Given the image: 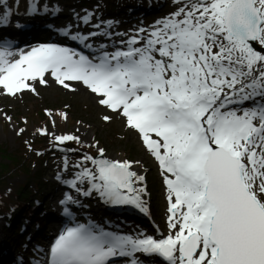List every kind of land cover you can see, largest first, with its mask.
Listing matches in <instances>:
<instances>
[{"label": "snow or ice", "instance_id": "obj_1", "mask_svg": "<svg viewBox=\"0 0 264 264\" xmlns=\"http://www.w3.org/2000/svg\"><path fill=\"white\" fill-rule=\"evenodd\" d=\"M173 4L174 11L135 29L112 51L88 42L110 35L106 30L71 37L88 51L58 43L13 50L0 38V96L38 95L50 80L73 92L85 87L137 132L167 192L166 235L71 221L35 264H145L141 255L152 264L160 258L161 264H264V0ZM31 10L38 11L35 4ZM80 19L88 24L91 14ZM56 115L68 119L67 112ZM37 131L58 145L82 143L78 135ZM96 146L97 154L83 155L63 182L147 213L145 176L135 170L141 162L108 158ZM61 203L77 201L66 194ZM64 213L72 216L68 207Z\"/></svg>", "mask_w": 264, "mask_h": 264}, {"label": "rangeland", "instance_id": "obj_2", "mask_svg": "<svg viewBox=\"0 0 264 264\" xmlns=\"http://www.w3.org/2000/svg\"><path fill=\"white\" fill-rule=\"evenodd\" d=\"M18 1L21 2V4ZM134 1L146 4L149 12L152 10L149 9L151 6L158 5V8L154 9V13L149 15V17H147L148 19H146L153 23L175 10L173 0H119L120 3L115 0V3H118L120 7L121 4L126 3L128 5L129 2ZM34 2L35 0H3V5L5 6L4 9L10 8L12 10H15L17 5L19 7L23 6L25 9L24 11L27 12L29 6H32ZM74 4L76 5L74 6ZM40 5L42 8L50 10L55 9V7H62L65 17L69 19L76 16L83 17V14L90 13L91 20L88 23L90 27H93L96 22L98 23L99 19H104L102 15L105 16L102 7L103 4H101L100 0H90L88 4L82 3V0H43L40 1ZM133 7L134 6L126 7V10L131 11V13H126L127 16L119 18L122 20H111L112 23L114 22L115 26L122 27V25H124L123 32L125 33H135V29L139 28L140 24L143 22V19H140L139 16H136V13L132 12L131 9H133ZM109 12L111 11L109 10ZM124 19H126L125 24H123ZM105 22L106 25H108L107 21ZM99 23H103V21ZM138 25L139 27H137ZM38 93L39 94L36 95L31 92H25L21 96H1L0 99V149L4 150V148H6L11 152H17L23 157L27 156L28 161L26 165L30 164L31 171L30 173H27L25 170H22V172L12 171L14 172L13 174H7V179L0 180L4 182V185L0 187V192H12L11 194H6V196L11 198L12 203L16 202L13 205V209H16L17 206H22L23 214H21V211L17 213L16 220L19 222L17 227L24 222V216H27L30 211L32 212L30 220L25 223V236L26 239L30 238L32 233L31 228L36 229L35 234L31 238L33 248L35 242L38 245L42 243V240L48 237L46 236L48 233L47 229L44 231L43 225L40 223L43 221L40 215L42 210L45 211L48 209L49 212L57 213L56 201L52 199L53 195L57 196V193L55 194L53 190L55 186H53V182L55 178L59 176V172L63 170L62 166L65 165L63 159L69 160L70 167L69 170L66 171L68 175L66 181L71 180L75 172L78 171L75 165L81 161L82 156L85 154H97V142L99 147L105 149V154L108 158L127 159L130 161L138 160L141 163L135 166V168H137L138 171H144L150 174V177H152L148 185L145 183L147 189V195L145 197L148 211L143 214L144 219L120 217V224L128 226V231L133 230L135 231V235H138L141 229H145L147 234H151V231L148 229V225L151 223L154 229L159 228L160 231L166 235L168 232L166 186L164 185L158 163H156L154 158L146 151L137 132L127 128L122 117L109 112L107 109H101L100 106L96 104L95 100L84 99L81 93L77 91L73 92L62 88L49 89V87H39ZM45 109L50 110L53 116L49 117ZM38 110L44 112L45 116H37L36 112ZM61 111L68 113L67 120L61 119L59 115H56ZM105 114L113 117L111 123L103 121L102 116ZM8 117H11V120H9ZM53 120H55V125H53ZM21 128L25 129L23 133H19ZM40 128H47L50 133H54L55 135H78L82 143L66 142L63 145H58L54 141L52 135H41L37 131V129ZM82 128L88 131V135H80L79 131ZM17 153L16 155H18ZM88 166L90 167L91 165L89 164ZM36 183L38 184L37 186H35ZM84 185L87 184L85 183ZM23 186L24 193L37 190L39 187L42 189V192L49 189L50 196L49 198L47 197L49 199L47 208H45L44 205L32 207L33 204L31 205L32 201L29 199V195H25V200L17 197ZM87 188L88 185L85 189ZM56 189L59 190L57 186ZM91 195L92 198L87 199V201H92L90 204V218L94 212L92 209L96 208V205L101 211L99 215L108 216L110 213L109 204L104 201L99 203L101 198L95 192ZM86 208L85 203V207L81 211ZM124 209L127 211L131 210L128 208ZM0 219H3V217H0ZM129 222L134 223L133 227L130 224L128 225ZM8 225H10V227L12 226V224L9 223ZM49 226L52 225L49 224ZM17 227L13 228L19 230L20 228ZM21 238L19 240H21ZM9 241L8 238H3L0 242V248H4L5 243ZM14 242H18V240ZM4 257L5 254L3 255V259L0 260V264H3ZM6 262L7 264H12L14 260L8 258Z\"/></svg>", "mask_w": 264, "mask_h": 264}, {"label": "bare ground", "instance_id": "obj_3", "mask_svg": "<svg viewBox=\"0 0 264 264\" xmlns=\"http://www.w3.org/2000/svg\"><path fill=\"white\" fill-rule=\"evenodd\" d=\"M39 1H43V0H35V2L33 3L36 5L38 9V11L36 12H33L31 10L32 6L28 9L27 12L22 13V14L11 13L9 11L0 10V16H3L5 13H10L7 17V23L0 24V34H3L4 32H9V33L14 32L22 39L29 38V37L41 38L47 35L49 32L57 30L58 27L60 26V23L58 21V17H59L58 10H62V7H55V10H47L41 7ZM21 24H25L27 26V29L26 30L21 29L20 27ZM73 28H74L76 35L77 34L86 35L89 32L97 31L94 28L86 27L84 24L78 23L76 21L74 22ZM57 39L64 40L65 38L62 36H58ZM119 39H120V33L116 32L115 34H110L107 37H102L101 35H98L96 37L91 38L90 41L92 42L94 47H98L101 42H106L107 44H113L116 41H119ZM74 43L79 44L80 42L75 41ZM69 45L72 46V44H69ZM76 87L78 88L77 92L81 93V96L84 99H91V100L96 101V98L85 87L81 85H77ZM50 88L64 89L63 87L57 85L55 82L51 80H50L49 89ZM0 99H1V96H0ZM100 108L104 109L101 106ZM79 133L82 136L88 135V131L83 128L80 129ZM135 170H137V168H135ZM138 172L145 176V183L148 185L150 183V179L152 178L150 177V174L144 171H138ZM64 174H65V170H61L58 174L60 179L55 178L54 185L57 186L59 190L53 189L55 194L57 193V196L53 195L52 199L55 200L60 205L61 203L59 201L63 200L66 194H71L74 200L77 201V203H69L67 205L62 204L61 206H72V207L76 206L77 211L80 213L81 210L85 207V203L87 199H91L92 195L85 196L79 192L76 193L75 190L71 189L67 184L63 182V181H66V179L64 178ZM81 187L83 188L84 185H82ZM83 190L85 191L87 189H83ZM42 195L49 198L50 190L49 189L44 190L42 192ZM144 199L146 201V197H144ZM101 202H103L102 199L99 203ZM109 207L111 208V213H109L107 218H98V219L91 218L87 220L85 223H88L91 220L97 224L104 225L109 230L122 232V226L118 220L119 216L123 218L124 217H140L144 219L143 214H145V212H141L139 209L135 208L134 206H131V205L114 206V205L109 204ZM96 208H97V205H96ZM124 208H128L131 210L127 211ZM56 219L59 220L60 217L57 216ZM17 228H20L21 230L24 231V226H19ZM0 229H1V224H0ZM148 229L152 231L153 234L155 233V230L152 224L148 225ZM159 235H160L159 233L154 234V236L156 237H159ZM22 245H24L25 248L21 247ZM5 247L8 248L11 252L12 259L14 260L12 264H35V261L43 260L45 258V253L47 252V248H43V250L40 246L39 248H33L32 240L30 238L25 239L24 236L21 238L19 243L18 242H7L5 243Z\"/></svg>", "mask_w": 264, "mask_h": 264}, {"label": "trees", "instance_id": "obj_4", "mask_svg": "<svg viewBox=\"0 0 264 264\" xmlns=\"http://www.w3.org/2000/svg\"><path fill=\"white\" fill-rule=\"evenodd\" d=\"M84 3H88V0H83ZM126 4V3H124ZM123 4L120 6L122 7ZM114 9H118L119 10V7L118 6H114L113 7ZM38 116L40 117H43L45 116L44 112L42 111H39L37 113ZM17 152H11L9 150H7L6 148L3 149H0V174H6V173H9L11 172L12 170L14 169H20V170H25L27 173H30V164H27L26 165V160H27V157H22L21 155H16ZM0 180H4L3 178H0ZM33 180V179H32ZM34 181V180H33ZM4 185V182H1L0 181V187ZM36 185H38L36 183ZM25 186V185H24ZM24 186L21 188V190L19 191V194L17 197H26L25 195H29L30 198L29 199H33L34 196L38 195V191L37 190H31L27 193H24L23 192V188ZM16 192V191H15ZM12 192H3L1 193L0 192V211L2 209H7L9 210L11 205H12V202H11V198L6 196V194H11ZM32 204L35 205V200H32Z\"/></svg>", "mask_w": 264, "mask_h": 264}]
</instances>
